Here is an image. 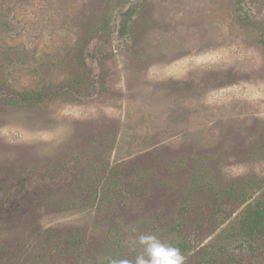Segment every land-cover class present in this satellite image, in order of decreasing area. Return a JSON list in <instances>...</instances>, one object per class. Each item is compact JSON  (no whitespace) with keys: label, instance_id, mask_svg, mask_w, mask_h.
<instances>
[{"label":"rangeland","instance_id":"rangeland-1","mask_svg":"<svg viewBox=\"0 0 264 264\" xmlns=\"http://www.w3.org/2000/svg\"><path fill=\"white\" fill-rule=\"evenodd\" d=\"M143 233L264 264V0H0V264Z\"/></svg>","mask_w":264,"mask_h":264},{"label":"clouds","instance_id":"clouds-1","mask_svg":"<svg viewBox=\"0 0 264 264\" xmlns=\"http://www.w3.org/2000/svg\"><path fill=\"white\" fill-rule=\"evenodd\" d=\"M141 251L134 259L114 258L110 264H185L180 249L166 243L154 233H143L137 238Z\"/></svg>","mask_w":264,"mask_h":264},{"label":"trees","instance_id":"trees-1","mask_svg":"<svg viewBox=\"0 0 264 264\" xmlns=\"http://www.w3.org/2000/svg\"><path fill=\"white\" fill-rule=\"evenodd\" d=\"M261 211H262V209H257V210H256V215L259 216L260 219L262 218V216L260 215V214H262ZM254 213H255V212H254ZM261 222H262V221H258V220L255 219V220L253 221V226H254L255 228H256V227H259V226H260L259 224H260Z\"/></svg>","mask_w":264,"mask_h":264}]
</instances>
